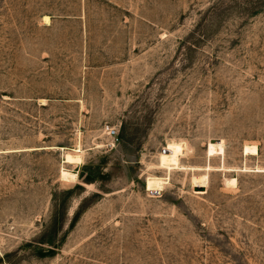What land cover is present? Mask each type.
I'll use <instances>...</instances> for the list:
<instances>
[{
  "label": "rangeland",
  "instance_id": "374dc122",
  "mask_svg": "<svg viewBox=\"0 0 264 264\" xmlns=\"http://www.w3.org/2000/svg\"><path fill=\"white\" fill-rule=\"evenodd\" d=\"M0 264H264V0H0Z\"/></svg>",
  "mask_w": 264,
  "mask_h": 264
},
{
  "label": "built area",
  "instance_id": "2783aa9c",
  "mask_svg": "<svg viewBox=\"0 0 264 264\" xmlns=\"http://www.w3.org/2000/svg\"><path fill=\"white\" fill-rule=\"evenodd\" d=\"M110 132H111V134H113V131L112 130H110Z\"/></svg>",
  "mask_w": 264,
  "mask_h": 264
}]
</instances>
